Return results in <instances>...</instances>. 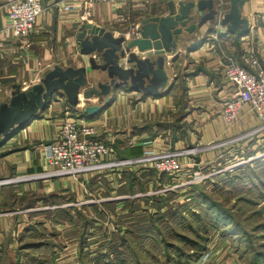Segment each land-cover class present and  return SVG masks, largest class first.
Wrapping results in <instances>:
<instances>
[{"label": "crops", "instance_id": "obj_1", "mask_svg": "<svg viewBox=\"0 0 264 264\" xmlns=\"http://www.w3.org/2000/svg\"><path fill=\"white\" fill-rule=\"evenodd\" d=\"M83 1L42 0L45 11L30 35L29 46L23 47L8 25L7 0H0V105L10 99L15 83L30 89L55 64L82 66L81 43L77 37L82 25L92 22L115 35L125 34L132 39L140 33L133 35L131 28L140 26L144 17L153 15L156 8L163 6V0L95 2L87 16L81 6ZM222 1L227 3L228 10L229 0ZM57 2L62 6L73 5L75 9L60 10ZM242 13L250 20L245 32L211 22L199 32H184L178 52L169 53L166 59L169 83L158 93H145L131 87L120 89L94 115L85 114L83 107L89 102L96 103L98 98L86 100L81 95L83 102L72 114L79 123L94 128V137L113 148L116 160L141 159L137 165L140 162L146 165L152 162L150 154L169 148L184 150L194 145L207 146L203 151L206 161L200 155L199 162L209 164L224 158L232 145L233 126L238 119L245 126L252 120L256 123L254 127L260 123L248 104H243L235 121L228 122L224 116L227 103L237 91L224 74L226 56H233L245 66L247 59L254 57L264 71V0L248 1ZM69 108L73 106L65 98L55 95L44 111L10 136L0 139V180H7L0 183V246L4 254L0 264H39L37 259L52 252V246L61 240V230L56 231V228L66 227L67 222H56L54 208H68L73 188L71 183L66 184V176L44 174L53 169L45 160V145L57 138ZM251 146L255 148L257 144ZM138 154L143 155L134 156ZM107 171L138 172L119 167ZM31 174L43 176L27 179ZM87 183L90 187L88 179ZM56 197L62 202L54 200ZM45 200L56 204L51 207L52 211L32 213ZM56 232L60 234L57 236ZM209 253L202 264H241L237 263V254L232 253L229 241L221 237L212 240Z\"/></svg>", "mask_w": 264, "mask_h": 264}, {"label": "trees", "instance_id": "obj_2", "mask_svg": "<svg viewBox=\"0 0 264 264\" xmlns=\"http://www.w3.org/2000/svg\"><path fill=\"white\" fill-rule=\"evenodd\" d=\"M127 174L124 191L135 192L136 184L144 190L139 176ZM218 178L127 200L128 219L116 220L112 230L103 226L109 205H93V212L87 207L57 209L56 222L68 217L78 226V264H202L215 236L229 241L237 263L264 264V157L227 169Z\"/></svg>", "mask_w": 264, "mask_h": 264}, {"label": "water", "instance_id": "obj_3", "mask_svg": "<svg viewBox=\"0 0 264 264\" xmlns=\"http://www.w3.org/2000/svg\"><path fill=\"white\" fill-rule=\"evenodd\" d=\"M229 1V9L220 17L215 0H163L162 7L142 19L140 35L132 39L125 34L115 35L92 22L82 25L77 37L84 64L77 67L55 64L30 89L15 83L10 99L0 105V139L44 111L55 95L65 98L73 108L81 104V95L86 100L97 97L96 103L89 102L83 107L85 114L94 115L120 89L131 87L158 93L169 83L166 59L169 53L178 52L184 32H199L208 22L233 31L249 29L250 20L243 16L242 9L250 0ZM163 11L168 13L161 14ZM147 50L153 51L144 53Z\"/></svg>", "mask_w": 264, "mask_h": 264}, {"label": "rangeland", "instance_id": "obj_4", "mask_svg": "<svg viewBox=\"0 0 264 264\" xmlns=\"http://www.w3.org/2000/svg\"><path fill=\"white\" fill-rule=\"evenodd\" d=\"M256 118L260 120V123L256 127H254L256 123L253 122V120L251 124L247 122V125L245 126L242 125L240 119H238V123H235V126H233L234 132L232 133L230 141L232 145L226 150L225 153L227 154L224 155V158L214 160L209 164H206L205 161L207 155L203 153V151L206 150L204 147L207 146L196 145V147L194 145V147H190L188 149L186 148L184 150L169 148L165 150V152L149 155L152 159L154 156L162 154L181 152L182 155L179 156V159L183 166L182 170L177 172L160 170L156 167V162L158 160L156 161L155 159H149L152 162H147L146 165L141 163L142 161L140 160L141 162L139 165H137L138 163L136 161L129 165L117 166L122 169L127 168L137 170L138 172L135 174L139 176L140 184L144 187V190H140L136 184L135 192L127 193L128 191H124L125 189L123 187L128 185V174L122 172L115 173L114 171H107V169L97 173H83L71 176L66 175V184L71 183L73 188L67 206L69 209L74 211L80 207H87L89 208V211L93 212V207H91L93 205H98L101 209L103 207H107L106 205H109L108 208H106L109 213L107 214V217L103 219V221L105 220L103 226L104 229L107 228L112 230L115 228L114 222L116 220L128 219L126 216L128 215L130 209L125 208L123 204L127 200L144 197L154 193L165 192L167 190L182 189L193 182L210 181L214 183L215 181H218L217 179H219V174L223 171L230 169L229 167L239 161H242L243 159H248L247 155L252 153L249 150H258V153L256 152L257 154L252 156L256 159L264 157V119L259 115H256ZM253 144H257V146H255V148L252 146L250 147V145ZM200 155L201 157H204V162H199V159H201ZM153 171L156 173H153ZM199 176L203 177L198 178ZM87 179L91 184H93L92 186H88ZM252 195H256V192H252ZM54 200L62 202L60 197H56ZM25 203L27 204L26 201ZM113 203H119V205L116 206ZM54 205L48 204L45 200L38 207H35L32 213L41 214L46 211H52L51 207ZM243 205L248 209H253L255 207L250 203H243ZM110 207L114 209L113 212ZM54 209L57 210V208ZM83 213L87 214L86 212ZM67 219L66 227L59 225V228H56V231L61 230L60 242H58L55 247L52 246V249H54L52 252L43 254L40 256L41 259H37L39 264H78V226L75 223H72L68 217ZM78 220L81 222L80 218ZM52 230L53 228H51V231ZM53 233L54 230L51 234L53 235ZM100 237H102V234H100ZM96 243L97 242L93 243L94 247H96Z\"/></svg>", "mask_w": 264, "mask_h": 264}, {"label": "built area", "instance_id": "obj_5", "mask_svg": "<svg viewBox=\"0 0 264 264\" xmlns=\"http://www.w3.org/2000/svg\"><path fill=\"white\" fill-rule=\"evenodd\" d=\"M116 1L84 0L81 6L85 10L84 14L89 16L95 2L114 4ZM226 4L222 0L218 1L220 17L227 11ZM57 5L60 10L75 9L73 5L62 6L60 2H57ZM6 8L9 19L8 25L12 29L14 37L21 42L23 47L29 46L30 35L34 31L39 16L45 11L42 0H7ZM131 30L133 35H138L140 26L132 27ZM246 62L247 66L239 63L233 56H226L224 74L237 89L236 94L225 108L224 116L228 122L237 119L243 104L250 105L256 114L264 119V71L260 70L258 59L252 57ZM79 106L80 104L75 108L66 109L67 116L62 122L57 138L45 145V160L49 166L53 167L52 170L44 173L46 176H71L97 172L141 160L114 159L113 148L105 141L95 138L94 128L79 123L72 114L73 111L78 110ZM180 155H182L181 152H174L154 156L152 159L158 160L156 167L160 170L177 172L182 170L183 166L179 159ZM254 159L255 157L243 159L229 168L231 170L237 169ZM41 176L43 174H31L27 178L35 179ZM201 177L203 176L198 178ZM3 255V249L0 246V260Z\"/></svg>", "mask_w": 264, "mask_h": 264}, {"label": "bare ground", "instance_id": "obj_6", "mask_svg": "<svg viewBox=\"0 0 264 264\" xmlns=\"http://www.w3.org/2000/svg\"><path fill=\"white\" fill-rule=\"evenodd\" d=\"M83 102V101H82Z\"/></svg>", "mask_w": 264, "mask_h": 264}]
</instances>
